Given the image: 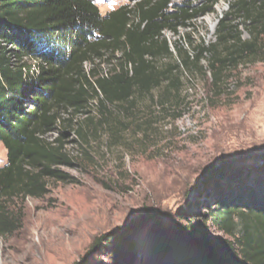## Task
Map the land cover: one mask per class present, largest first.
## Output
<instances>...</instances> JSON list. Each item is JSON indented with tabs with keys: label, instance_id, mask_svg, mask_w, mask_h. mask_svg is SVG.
<instances>
[{
	"label": "trees",
	"instance_id": "16d2710c",
	"mask_svg": "<svg viewBox=\"0 0 264 264\" xmlns=\"http://www.w3.org/2000/svg\"><path fill=\"white\" fill-rule=\"evenodd\" d=\"M98 1L0 0V143L7 151L0 168L1 238L23 227L19 202L45 197L50 181L75 180L65 171L79 160L66 149L69 134L82 146L103 132L116 143L142 129L135 113L141 99L164 113L179 105L184 73L209 72L212 96L219 98L228 74L264 62V0H228L216 41L192 52L178 47L176 55L165 33L191 29L216 14L220 0H125L105 16ZM183 114L178 109L175 120ZM79 115L85 118L75 123ZM213 174V203L195 205L206 209L205 225L195 223L192 211L185 214L183 241L154 221L141 260L139 221H133L98 237L88 255L105 251L112 264H264V175L222 189L223 172L212 168L207 176ZM208 224L226 238L210 235Z\"/></svg>",
	"mask_w": 264,
	"mask_h": 264
},
{
	"label": "rangeland",
	"instance_id": "374dc122",
	"mask_svg": "<svg viewBox=\"0 0 264 264\" xmlns=\"http://www.w3.org/2000/svg\"><path fill=\"white\" fill-rule=\"evenodd\" d=\"M126 4L97 2L103 16ZM228 10V0H220L216 14L199 18L191 29H181L178 36L166 32L175 55L178 47L192 52L201 42L214 43L218 17ZM202 65L207 69V61ZM228 75L224 95L216 98L209 72L184 73L181 100L169 113L154 107L150 98L141 99L135 113L142 129L134 127L116 143L103 132L82 146L69 134L66 149L79 160L65 171L75 180L50 181L45 197L17 204L23 207V227L0 237V264H112L107 252L88 255L89 249L98 237L133 221H139L135 243L145 260L152 222H161L181 241L185 214L192 211L195 223L204 226L207 211L195 205L213 203L210 169L223 172L222 189L243 183L246 175H264V62L244 64ZM178 109L184 114L175 120ZM84 118L79 115L75 123ZM6 164L7 151L0 143V168ZM207 231L226 238L211 224Z\"/></svg>",
	"mask_w": 264,
	"mask_h": 264
},
{
	"label": "bare ground",
	"instance_id": "6f19581e",
	"mask_svg": "<svg viewBox=\"0 0 264 264\" xmlns=\"http://www.w3.org/2000/svg\"><path fill=\"white\" fill-rule=\"evenodd\" d=\"M214 27V26H213Z\"/></svg>",
	"mask_w": 264,
	"mask_h": 264
}]
</instances>
